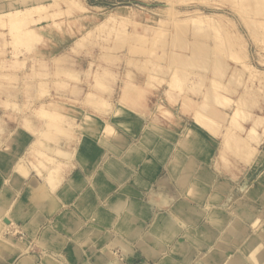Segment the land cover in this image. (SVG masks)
<instances>
[{
    "label": "rangeland",
    "instance_id": "rangeland-1",
    "mask_svg": "<svg viewBox=\"0 0 264 264\" xmlns=\"http://www.w3.org/2000/svg\"><path fill=\"white\" fill-rule=\"evenodd\" d=\"M7 3L12 4L7 5L5 2L0 1V12L9 10V8L25 9L30 5L21 0H8ZM44 3H47V1H44ZM74 3H76V7L73 10H69L64 4H60L59 6L48 5L45 8L35 10L27 19H24L23 22L25 24L20 28L21 30H17L18 32L16 33L19 35H15L16 37L28 33L27 30L29 29H31L30 31L33 30L40 33V39L29 43V45L32 44L30 47L25 41L21 40V37L20 42L13 43V36L8 33V29H10L8 26L10 24L2 25V22H0V73L7 74L4 77L0 76V139L6 138L10 129L21 126L19 125L20 119H29L32 122L31 126L35 127V130L44 128L48 130V135L39 136V139L43 141L42 146L57 145L61 149L71 152L76 140V132L80 130V124L72 127L70 130L71 136H64L52 128H48L35 108L37 109L40 105L47 108H55L60 111L58 114L61 117H68L66 114L68 111H65L57 102H66L68 104L79 102L96 111L103 110L102 112L104 110H112V105L116 101H119V96L115 92L117 89L115 88L116 81L123 79V74L125 76V73L128 71L130 73L126 84H133L132 87L136 89L135 91L132 88L135 91L132 90L133 94L135 93L134 95L141 93H139L137 87L146 90V92L143 91L141 93L145 96L141 100L145 99L147 95L149 97V104L146 103L143 106L144 110H137L139 113L136 111L143 119L139 117V119L131 120L132 117H128L129 115L126 113L125 108L130 107L131 104L124 106L125 113L120 109H117L114 113L113 111L112 113H105L109 117H106L107 120L104 123L106 124V128L102 126L101 129L108 132L103 133L109 141L107 146L108 150L112 153L109 157L118 152L114 144L128 143L126 139L124 142L112 140L114 139V133L108 125L110 124L114 128L115 120L113 119L119 115L127 119L120 125V129L124 131L126 136L132 137L136 141L133 143L139 145V147L142 146V142L144 143L145 141L146 143L148 138L158 143V130L163 129L162 127L164 126L173 130V133H171L173 134L171 136V144L168 143L172 146L174 138L178 136L174 132L178 134L181 132L183 122L177 118L170 122L160 119L161 114L170 103L171 112H174V115L171 114L172 120V117L177 114L176 109L179 106L177 103L183 102L182 104H184L183 97L188 96L187 100L190 98V102L187 108L189 109H186L191 112L192 116H196L192 117L194 122L197 123L199 121L197 125L205 130H209L205 127L208 126V123H211V125L209 124L210 128L213 124L217 126L218 122H221L217 114L212 115V117L216 115L219 118L218 120L214 117V123L211 118H207L210 116L208 114H210L209 112L214 106L219 108V110L222 109L223 114L225 112V117L219 114L220 117H223V121L219 122L220 124L218 125L219 127H216L218 129L216 131L220 133L218 135L215 134L216 131L213 130L215 126L210 129L212 130L210 133L217 136L218 142L220 141L219 143H221L220 153L218 154L216 150L211 157L213 161H216V165L219 168L215 167L213 170H219L220 172L235 171V175L238 176L239 174L241 175L242 167L245 165H258L256 162L252 163V160L258 152V148H264V0H75ZM82 5L85 6V12L78 10V6ZM195 12L199 16H204L196 24L189 19L191 16L196 15ZM111 13L125 16L129 19L124 30H120L119 26H117V32L111 31V22H106L102 26H99L100 21ZM159 17L163 18L162 23L158 22ZM208 17H213L214 20L209 22ZM4 19L0 20L3 21ZM136 19L139 21L137 22L139 23L137 26L130 22V20ZM157 26L161 27V29L158 34L153 36L152 28ZM24 29L27 32H24ZM133 34L148 35L149 37L147 40L141 41L128 36ZM61 35H63L62 38L65 40L63 44H61L62 40H60ZM83 36L85 37L81 43L75 45V41ZM37 44L42 49L48 48L49 51L51 48H54L56 51L53 54L56 55L53 58L48 57L45 60H40V56L35 58L36 53H33V49ZM18 59H21L22 66L11 67L10 63L14 60L19 61ZM240 61L252 66L254 65V68L251 69V72L247 71V69L244 70V67H241ZM35 69L39 70L40 73H34ZM40 70H44V72L46 70V72L41 73ZM170 75L176 77L171 76L175 79L172 81V83L174 82L173 89L166 82L167 79H171ZM185 75L187 76V80L186 83H183L180 78H183ZM197 79L202 81L200 82L201 87H198L197 91L195 89L192 91L187 88H185L187 90L184 89L183 86H186V84L191 85V81ZM137 80L140 83H133ZM180 82L185 85H181ZM176 85L177 88H175ZM178 85H181L179 88L183 90H180ZM215 85L221 86L222 90H220L222 92L219 90L221 92L220 95L224 93V95L226 94L225 97L237 99V107L234 105V102L230 103V108H222V105L218 106L219 103L215 102L222 101V96L218 98L217 90L215 89L219 86ZM164 89L168 93V98H170L168 99L169 103L164 101L165 99H161L163 98L161 97L163 96L161 92ZM86 91L94 92L96 95L94 100L97 101V106L95 102L93 104L89 101L90 97L86 98ZM117 91L120 92V90ZM204 91H210L212 92L211 94L216 93L213 94L216 101L211 102L213 99L210 98L214 97H210L211 94H206L207 92L203 97ZM80 92L82 94L78 101L73 96H78ZM67 93H70L71 96H68ZM104 93H107V95H104ZM204 100L207 101L206 106L204 105L205 112L203 113H208V116H205L208 120L204 119L208 122L207 125H205L206 123L203 120L202 112L196 114L200 110L198 108L195 109ZM121 101H124V99H121ZM156 103L159 105L158 108H155ZM146 106H149V110L146 109ZM233 107H236L235 109L241 107L239 109L241 112L235 110V115L237 114V117H235L239 125H236L234 121L235 117L231 119ZM42 108H38V110L43 113L51 111ZM193 110L197 111L193 113ZM147 111H149V115ZM237 112L240 113L239 116ZM199 114L201 115L198 117L197 115ZM230 114L229 119L231 122H229L231 125L229 122L227 123ZM85 116L87 119L88 115L86 114ZM89 121L90 119L87 122ZM126 122H129L130 125L125 124ZM202 122H204L205 126L201 124ZM90 123V125H93L94 122ZM178 123H181L182 126L180 127ZM143 126L146 128L143 129ZM239 126L244 127L242 129ZM109 129L111 132H109ZM244 129L245 132H243ZM163 131L165 132L166 130L164 129ZM31 133L35 136V133ZM137 133H140V136L136 137L135 134ZM195 133L196 131L193 132V135L188 134V136H184L181 144L185 147L196 145V143L191 144V139ZM186 141L191 142L186 144ZM162 144L160 141L158 146ZM24 147L30 151L31 144L29 143ZM25 148L24 151H26ZM165 149L167 150L164 153L168 156L167 152L171 147L165 145ZM159 150V153H156V157L161 161L164 153H162V147ZM24 158L22 162H29L28 160L36 162L35 158L30 155V152ZM56 158L60 162V171L63 172L64 164L62 163L69 162V158L63 156H57ZM260 159V163H263V152L260 153ZM172 170L176 172L178 165L177 167L173 166ZM44 173L43 171L42 174ZM187 173L190 176V172L187 171ZM159 175L162 176L161 173ZM253 176L251 175V177ZM179 184L181 186V183ZM254 188L257 189L255 190L257 193L259 185L255 184ZM221 192L222 190L218 193L220 197L223 195H221ZM239 193L241 194L239 195ZM243 193L244 189H235V191L229 192L230 197L228 199H232L233 197L232 201L234 203L235 200L237 201L238 196L242 197ZM216 199L214 198L210 202L212 205L209 210L213 206H216L217 200H221L222 198ZM228 199L224 200L223 207H220V209L228 207L231 211L235 212L232 203L228 202L226 206L225 202ZM213 201L216 204H213ZM241 203L244 205L247 203L250 213L256 215L255 217L260 216L259 214L262 215L263 223L259 225L260 228H256L261 230L263 234L264 215L259 211L264 208L262 198L261 200H242ZM237 207L243 211H248L246 206L245 209L240 206ZM254 218L252 217L250 220L252 221ZM242 227L243 231H247L250 228L253 229L245 220L242 223ZM4 228L0 230L2 238L5 236ZM250 233L254 235L255 231L251 230ZM13 234L16 238H20L21 236L17 231ZM6 235H9V232H6ZM262 240L264 241L263 237ZM17 242V244L14 243L16 247L21 241ZM10 243L13 244V242ZM227 243L229 242H225V244ZM22 252L26 251L22 249Z\"/></svg>",
    "mask_w": 264,
    "mask_h": 264
},
{
    "label": "crops",
    "instance_id": "crops-1",
    "mask_svg": "<svg viewBox=\"0 0 264 264\" xmlns=\"http://www.w3.org/2000/svg\"><path fill=\"white\" fill-rule=\"evenodd\" d=\"M62 37L63 35L60 36L61 44L65 42ZM55 51L54 48H51L50 51L48 48L42 49L39 44L33 49V53H36L35 58L40 56V60H45L48 57L53 58L56 55L53 54ZM126 83L124 74L123 79L116 81L115 88L117 89L115 92L119 96V101L112 105V110L102 112L103 110L96 111L79 102L76 104L57 102L65 111H68L66 114L69 118L80 124V130L76 132V140L73 146V150L76 151L79 159L65 162L66 164L63 163L64 169L61 172L60 187L55 192L43 178L37 176L32 170L27 177H21L19 174L10 177L11 164L16 158L12 151L15 149L24 150V146L32 141L33 134L31 130L21 126L9 130V132L15 133L13 136L14 144L8 146L11 150L7 149L6 145L0 147V206L10 207H8V210H11L8 211L9 214L7 213V215L11 217L17 229L19 228L17 233L19 235L22 233L20 238L26 239L29 246L26 252L16 255V246H11L14 251L7 252L5 246L2 250V243H0V264H225L229 257L231 261L228 264L245 262L246 258L238 246H234L232 243H227L226 247L216 246L214 239L202 241L201 234L207 225L214 228L216 233L218 232V229L208 220L209 214L211 215L213 212H221L228 221L230 217L235 219V215L230 208L220 209V207H223L224 200L230 197L229 192L244 188V195L237 198L241 208L244 209L248 204H242V200H261L262 198L264 202V162L260 163V153L264 148H258V152L252 160V163L256 162L258 165H245L242 167L241 175L236 176L235 171L220 172L219 170H213L215 167L219 169L216 161L211 158L216 150L218 154L220 153L218 137L197 125L192 119L191 112L184 109L182 102H175L179 106L176 109V116L172 117L171 120V114L174 115V112H171V105L168 101L170 98H168V93L164 89L161 92L163 96H160L163 97L161 99H165L164 101L169 103L167 105L169 109L166 107L160 119L170 122L177 118L183 122L181 132L179 134L174 132L178 136L174 138L173 148L170 145L173 130L169 127L166 128L163 125V129L158 130L157 144L154 140L151 141L148 138L146 143L145 141L142 142V146L139 147V145L133 143L136 141L132 137L126 136L124 131L120 129V125L127 119L120 115L116 116L113 119L115 120L113 140L124 142L126 139L128 143L114 144L115 149L118 151L115 154L118 162L114 166H124L128 169V173L125 176H109L106 170V159L112 153L108 150L107 143L109 141L101 129L107 120L106 117H109L105 113H112V111L114 113L117 109L125 113L124 106L131 104V108H125L128 117H132L131 120L139 119V117L143 119L137 110H144L143 106L149 101L147 95L145 99L141 100L145 97L141 93L146 92V90L139 87H137L139 93L141 92L139 95L132 93L129 98L124 97L123 90L126 89V85H130ZM133 83L138 84L140 82L137 80ZM117 90H120V92ZM67 94L71 96L70 93ZM81 94L82 92L73 97L79 101ZM104 95H107V93H104ZM121 99H124V101L120 102ZM157 104L155 108H158L159 105ZM148 107L146 106L147 110H149ZM174 108L176 107L174 106ZM147 112L149 115V111ZM86 114L88 115L87 119H90L89 122H87ZM148 115L146 116L148 117ZM21 121L22 119L19 120V122ZM90 122H94V126L90 125ZM125 124L130 125L129 122ZM178 124L180 127L182 126L181 123ZM164 129L166 134L163 131ZM193 130L197 132L196 145L185 147L181 144V141H183L184 136L193 135ZM135 135L138 137L140 133ZM141 136L143 135L141 134ZM160 141L163 144L158 146ZM165 145L173 149L168 150V156L164 153L167 150ZM160 147H162V153H164L161 161L156 157ZM157 150L158 152H156ZM177 165L178 170L174 172L172 167H177ZM187 171L190 172V178L183 188L180 186L178 178L179 174ZM160 173L162 176L159 175ZM218 173L220 174L217 175ZM232 173L233 175H231ZM251 175L254 176L251 177ZM255 184L259 185L257 193L255 192L257 189L254 188ZM220 185L224 186L226 191H222V199L217 200L218 198L212 196L219 195ZM32 186L35 187L34 189L37 188L36 186L41 187L35 194L44 193L42 200L36 201L33 199L34 190ZM156 193L173 195L175 201H186L199 208L204 207L206 203L210 204L214 198L217 200V204L214 203L216 200L213 201L216 206L207 211L209 214H206L194 226L169 225L168 220H170L174 211L170 205H157L154 202L158 198ZM113 200H124L126 204L115 213L112 209L110 211L108 207ZM247 210L243 212L248 219L256 216L250 213L249 207H247ZM259 211L264 215V208ZM245 221L248 222L247 219ZM245 225L247 226V224ZM91 230L95 233L91 241L88 242L85 239L80 240L78 238L83 232ZM247 231L251 232V228ZM188 233L194 236V240L188 239ZM7 236L11 238L13 243H18L19 238L11 234ZM70 241L78 243V255L77 252L71 249ZM177 243L186 244L190 252L183 254L180 251L173 250ZM19 244L18 247L22 249V244ZM22 246L25 247V244ZM110 252H114V254L111 255ZM26 258L28 259L26 260Z\"/></svg>",
    "mask_w": 264,
    "mask_h": 264
},
{
    "label": "bare ground",
    "instance_id": "bare-ground-1",
    "mask_svg": "<svg viewBox=\"0 0 264 264\" xmlns=\"http://www.w3.org/2000/svg\"><path fill=\"white\" fill-rule=\"evenodd\" d=\"M0 1H3V2H5L7 5L8 4H12V3H7L8 2V0H0ZM22 2H27V3H29L30 5L28 6V7H26L25 9H21V8H15V9H11V8H9V10H6V11H4V12H0V19H2V18H5L3 21H1L0 20V22H2L1 24L2 25H4V24H10L8 27L10 28V29H8L9 30V34L11 35V36H13V43H18V41L20 40V37H21V40H23V41H25V43L26 44H28L29 45V43H31V42H34L35 40H37V39H40V33H37V32H35V31H30L31 29H29V30H27L28 31V33H24V34H21L20 32V36H15V35H19V34H17L16 32H18L17 30L18 29H20L24 24H25V22H23L24 21V19H27V17H29L30 16V14H32L35 10H37V9H40V8H45V7H47L48 5H50V6H56V5H60V4H64L69 10H73V9H75V4L76 3H74V1L75 0H21ZM44 1H47V3H44ZM84 9H85V6H78V10H81L82 12H85L84 11ZM87 10V9H86ZM171 10V9H170ZM193 13V12H192ZM196 13V12H195ZM202 13V12H201ZM191 15V14H190ZM6 17H8V18H6ZM204 16H199V14H197L196 13V15H193V16H191L189 19L191 20V22H193L194 24H196V22L197 21H199V19L200 18H203ZM215 17V16H214ZM12 18V19H11ZM34 18V17H33ZM209 18V22H212L214 19H213V17H208ZM36 20V19H35ZM162 20H163V18H160L159 17V19H158V22L159 23H162ZM26 21V20H25ZM129 21V19L128 18H126L125 16H121V15H118V14H115V13H111V14H109L105 19H103L102 21H100V23H99V26H102L103 24H105L106 22L108 23V22H111L112 23V27H111V31H113V32H117L116 31V28H117V26H119L118 28L121 30H124L125 29V27H126V23ZM130 22L133 24V25H135V26H137V25H139V23H137V22H139L137 19L136 20H133V21H131L130 20ZM200 22V21H199ZM215 22V21H214ZM193 24V25H194ZM214 24V23H213ZM204 25V24H203ZM4 27V26H3ZM19 27V28H18ZM7 28V27H6ZM34 29V28H33ZM161 29V27H153L152 28V30H153V33H152V35L153 36H155L156 34H158V32H159V30ZM21 30V29H20ZM27 31H25V29H24V32H27ZM119 31V30H118ZM117 35V34H116ZM128 36H131V37H134V38H136V39H138V40H141V41H145V40H147L148 39V35H142V34H133V35H128ZM84 37L85 36H83V37H81V38H78L76 41H75V45H79L80 43H81V41L84 39ZM135 39V40H136ZM20 42V41H19ZM34 44V43H33ZM30 45H32V44H30ZM30 45H29V47H30ZM8 48V47H7ZM221 50V49H220ZM167 56V55H166ZM19 61H16V60H14V61H12L11 63H10V66L11 67H18V66H22V62H20L21 61V59H18ZM240 64L242 65L241 67H244L243 69L244 70H246L247 69V71H249V72H251V69H253L254 67V65L252 66V65H250V64H247V63H243V62H241L240 61ZM36 70V69H35ZM47 70V69H46ZM46 70H45V72H46ZM41 71V73H45L44 72V70H40ZM173 71H174V68H173ZM177 71V70H176ZM70 72V71H69ZM100 72V71H99ZM34 73H40L39 72V70H36ZM70 73H73V72H70ZM129 73L130 72H126L125 73V81H127V79H129ZM74 74V73H73ZM174 74V73H173ZM181 74H183V73H181ZM68 75H71V74H68ZM75 75V74H74ZM0 76H2V77H4V76H7V74L6 73H0ZM99 76V75H98ZM155 76V75H154ZM172 75H170V78L171 79H167L166 80V82L168 83V84H170L171 85V89H173L172 88V86H173V84H174V82L172 83V81H174L175 79L174 78H176V77H174V76H172V77H174V78H172L171 77ZM76 77H77V75H76ZM187 76L185 75L183 78H180L182 81H183V83L185 82L186 83V80H187V78H186ZM37 78V77H36ZM97 78H99V77H97ZM179 79V78H178ZM5 80V79H4ZM190 80V79H189ZM200 82H202L200 79H197V80H194V81H191V85H189V84H186V86H183L184 87V89L185 88H187V89H190L191 91L193 90V89H195L196 91H197V88L199 87H201L200 85ZM36 83H37V81H36ZM97 83V82H96ZM181 83V82H180ZM179 83V84H180ZM33 84V83H32ZM181 85H185V84H182L181 83ZM180 85V86H181ZM89 86V85H88ZM133 85H126L125 87H126V89H124L123 90V95H124V97H128L129 98V96L133 93V89L135 88H133L132 87ZM179 85H178V88L180 87ZM215 86H219V85H215ZM37 87V86H36ZM103 87V86H102ZM30 88V87H29ZM133 88V89H132ZM175 88H177V85H176V87ZM198 88V89H199ZM214 88V87H213ZM216 88V87H215ZM89 89V88H88ZM180 89V88H179ZM187 89H185V90H187ZM221 86H219L218 88H216L215 90H217L216 92H217V96H218V98H221V96H222V101L220 100V101H217V102H215V103H219L218 104V106L219 105H222V108H230V103L232 102H234L235 104V106H236V102H238L237 101V99H231L230 97H225L226 96V94L224 95V93H223V95H220L221 94ZM133 90V91H132ZM180 90H183L182 88L180 89ZM184 90V91H185ZM221 92H220V91ZM84 91V90H83ZM135 91H136V89H135ZM212 91V90H211ZM220 93H219V92ZM194 92V91H193ZM207 92V91H206ZM205 91L203 92V97H204V94L206 93ZM215 92V91H214ZM202 93V92H201ZM211 94L212 92H207L206 94ZM226 93V92H225ZM230 93H231V91H230ZM85 94H87L86 96V98H91L89 101L91 102V103H93L94 104V102H95V104H96V106H97V101H95L94 100V98L96 97V95L94 94V92H92V91H86V93ZM213 94H216V93H213ZM213 94H211L210 95V97H214L215 95H213ZM219 94V95H218ZM43 95V94H42ZM230 95V94H229ZM38 96H39V94H38ZM104 97V96H103ZM186 97V96H185ZM185 97H183L184 98V104H182L183 106H184V109H186L187 107H188V104H189V102H190V98L187 100V97H186V99H185ZM31 98V97H30ZM37 98V97H36ZM28 99H29V97H28ZM210 99H213V100H211V102H214V101H216V100H214L215 99V97L214 98H210ZM217 99V98H216ZM24 100V99H23ZM187 101V102H186ZM102 103V102H101ZM175 103V102H174ZM183 103V102H182ZM214 103V104H215ZM206 104H207V101H203V103L202 104H199L198 106H196L195 107V109L196 108H198L199 110H200V112L198 111V112H196L195 110H193L192 112L194 113V111L196 112V114H198V113H201L202 115H203V120L204 119H206V120H208L207 118H211L212 120H213V118L214 117H216V115L214 116V117H212V115L213 114H217V116L220 118V120H221V122L223 121L222 120V118L223 117H220L219 116V114H222L224 117H225V112H224V114H223V111H222V109L221 110H219V108H217L216 106H214L213 107V109H211L210 110V114H208V115H210L209 117H207L208 115L205 113V114H203L204 112H205V107H204V105L206 106ZM239 105V104H238ZM22 106H24V105H22ZM93 106V105H92ZM95 106V105H94ZM224 106V107H223ZM46 108V109H48V110H51L50 112H45V113H43V112H41L40 110H38V108ZM221 107V106H220ZM237 107V106H236ZM236 107H233V111H231V113H232V116H231V114L229 115V117H228V119L230 118V116H231V119H233L235 116L237 117V114L235 115V112L236 111H240L239 109L241 108H237V109H235ZM37 109L35 108V110L41 115V117L40 118H42L43 120H44V124H46V126L48 127V128H52L53 130H55L56 132H58V133H60V134H62V135H64V136H67V137H69V136H71L70 135V133H71V129H72V127L74 126L75 127V125L77 124V125H79L78 123H76L73 119H71V118H69V117H61L59 114H58V112H60V111H58L57 109H55V108H47V107H45V106H43V105H40V107H38ZM42 108V109H43ZM187 109H189V108H187ZM186 109V110H187ZM194 109V108H193ZM191 110H192V108H191ZM236 110V111H235ZM30 111V110H29ZM228 111V110H227ZM8 112V111H7ZM190 112V111H189ZM241 112V111H240ZM242 112H243V109H242ZM12 113V112H11ZM238 113V112H237ZM24 114V113H23ZM201 114H199V115H197L198 117L201 115ZM239 114L240 113H238V116H239ZM16 115V114H15ZM207 115V116H206ZM221 115V116H222ZM242 115H244V114H242ZM195 116V115H194ZM194 116H192L193 118H194ZM205 116L207 117V118H205ZM16 117V116H15ZM196 117V116H195ZM197 117V118H198ZM218 117H216L215 119H218L219 120V118ZM235 117V119H234V121L236 122V125L238 124L239 125V123H237V118ZM241 118V117H240ZM200 119H201V117H200ZM200 119H198V120H200ZM211 119H209L210 121H211ZM242 119H244V118H242ZM195 120H197V119H195ZM1 121V120H0ZM194 121V120H193ZM205 121V120H204ZM230 121V119L227 121V123ZM240 121V120H239ZM199 121H197V123H198ZM201 122V121H200ZM215 122H216V120H215ZM220 122V121H219ZM218 122V125L221 123H219ZM231 122V121H230ZM229 122V123H230ZM235 122H233V123H235ZM196 123V124H197ZM204 122H202L201 124H203ZM205 125H207V121H205ZM213 123H214V120H213ZM212 123V124H213ZM226 123V124H227ZM7 124V123H6ZM31 124H32V122H31V120H29V119H23L21 122H19V125H21V127L22 128H27L28 130H31L33 133H35V136L33 135V139H32V141L30 142V144H31V148H30V151L28 150V149H26V151H24V150H19V149H15L14 151H12V152H14V154L16 155V158H15V160L13 161V164H11L12 165V167H11V171H10V173H9V175H10V177H15V175H17V174H19L21 177H27V176H29V174H30V172H31V170L32 171H34L35 172V174L37 175V176H40L41 178H43V180L48 184V186L53 190V192H55L56 190H57V188H59L60 187V183H61V179H62V174H61V172L62 171H60V162H59V160H57V156H63V157H66V158H69V161H71V160H74V159H79V156H78V154L76 153V151L75 150H73V151H71V152H67L66 150H63V149H61L60 147H58L57 145H55V146H50V145H47V146H42V142L43 141H41L40 139H39V136L40 135H44V136H46V135H48V130H46L45 128L44 129H34V127H32L31 126ZM200 124V123H199ZM211 125V123H208V126H205L204 124V126L207 128V129H212L213 128V126H215V128L216 127H219L218 125L216 126V125H212L210 128H209V126ZM225 124V125H226ZM203 125H201V126H203ZM230 125H231V123H230ZM235 125V124H234ZM240 125H241V122H240ZM102 126H104L105 128H106V124H104V125H102ZM256 126V125H255ZM40 127V126H39ZM45 127V126H44ZM108 127L109 128H112L111 130H113V133L115 132L114 131V128H113V126L112 125H108ZM107 127V128H108ZM204 127V128H205ZM221 127V126H220ZM225 127V126H224ZM233 127V126H232ZM240 127V126H239ZM244 127V126H243ZM243 127L241 126L240 128H242L243 129ZM105 128H103V129H105ZM215 128H213V130L214 131H216V130H218L217 128L215 129ZM236 129H237V127H236ZM110 130V129H109ZM108 130V131H109ZM111 130L109 131V132H111ZM208 130V131H209ZM235 131V130H234ZM236 131H241V130H236ZM103 132H106V130H104ZM193 132H195V130H193ZM209 132H212V130H210ZM217 132V133H216ZM215 132V134H219L220 132H218V131H216ZM243 132H245V129L243 130ZM1 133V132H0ZM101 133V132H100ZM106 133H108V132H106ZM14 132H8V134H7V136H6V138H4V139H0V145L1 146H4V145H6L7 147L9 146V145H13L14 144V140H13V136H14ZM242 134V133H241ZM240 134V135H241ZM31 135V134H30ZM221 135V134H220ZM243 135V134H242ZM220 137V136H219ZM235 137V136H234ZM50 138V137H49ZM114 138V137H113ZM83 139V138H82ZM196 139H197V132L195 133V135L193 136V138L191 139V141H186L185 143L187 144V143H190L191 142V144H194V143H196ZM245 139V138H244ZM5 140V141H4ZM113 140V139H112ZM246 140V139H245ZM83 143V142H82ZM81 143V144H82ZM250 143V142H249ZM221 144V143H220ZM253 145V144H252ZM81 146V145H80ZM256 147V146H255ZM25 148V147H24ZM28 148V147H27ZM7 149H9V147L7 148ZM9 150H11V149H9ZM77 150V149H76ZM80 150V149H79ZM225 150V149H224ZM81 151V150H80ZM29 152H30V155L31 156H33L34 158H35V160H36V162H32L31 160H28L29 162H26V161H24V162H22V160H23V158L25 157V155H27V154H29ZM263 153H264V151H262ZM254 153V152H253ZM238 154V153H237ZM2 155V154H1ZM83 155V154H82ZM85 157V156H84ZM81 158V157H80ZM86 158V157H85ZM25 159V158H24ZM82 160V159H81ZM261 160V159H260ZM99 162V161H98ZM116 162H118L117 160H116V158H115V155H112L111 157H107V159H106V166H107V174L109 175V176H112V177H117V176H125V175H127L126 173H128V169L127 168H125L124 166H121V165H116V166H114L115 164H116ZM143 162V161H142ZM63 164V163H62ZM65 164V163H64ZM89 164V163H88ZM73 166V165H72ZM156 166V165H155ZM154 166V167H155ZM204 166V165H203ZM210 166V165H209ZM3 167V166H2ZM144 167V166H143ZM99 168V167H98ZM152 170V169H151ZM45 172L44 174H42V172ZM103 171V170H102ZM79 172V171H78ZM75 173V172H74ZM85 173V172H84ZM93 173V172H92ZM32 174V173H31ZM105 174V173H104ZM106 174V175H107ZM134 174V173H133ZM213 174V173H212ZM211 174V175H212ZM215 174V173H214ZM217 175H219V174H217ZM32 177V176H31ZM137 177V176H136ZM189 173H187V172H185V173H182V174H180L179 175V183H181V187H184L185 185H187V183H188V181H189ZM38 178V177H37ZM129 178V177H128ZM5 179H7V178H5ZM15 179V178H14ZM77 179V178H76ZM127 179V178H126ZM3 180V179H2ZM42 180V179H41ZM88 180V179H87ZM109 180V179H108ZM114 180V179H113ZM217 180V179H216ZM111 181V180H110ZM121 181V180H120ZM15 182V181H14ZM87 182H89V181H87ZM116 182V181H115ZM203 182V181H202ZM5 183V182H4ZM26 183V182H25ZM80 183H82V182H80ZM79 183V184H80ZM120 183V182H119ZM11 185V184H10ZM27 185V184H26ZM218 185V184H217ZM212 186V185H211ZM233 186V185H232ZM13 187V186H12ZM37 188L36 189H34L35 187L34 186H32V189L34 190V196H33V199L34 200H36V201H39V200H42V195H44V193L43 194H41V193H39V194H35V192L36 191H38V190H40V186L38 187V186H36ZM14 189H15V187H14ZM71 189V188H70ZM244 189V188H243ZM245 189H246V187H245ZM49 190V189H48ZM211 190V189H210ZM219 190H222V191H226V189H225V187L224 186H219ZM6 192V191H5ZM241 192V191H240ZM83 193V192H82ZM111 194V193H110ZM241 193H239V195H240ZM16 195V194H15ZM182 195V194H181ZM209 195V194H208ZM244 195V194H243ZM156 196H158V198H156V200L154 201L157 205H170L171 206V208L173 209V213H172V215H171V218H170V220H168V223H169V225H182V226H194L195 224H197L200 220H201V218H203V217H205L206 216V214L208 215L209 213H207V211H209V209L211 208L210 207V204H205L204 205V207H196V206H193V205H191V204H189L188 202H186V201H179V202H177V201H175V197L173 196V195H168V194H166V193H156ZM8 197V196H7ZM212 197H216V198H218V199H221V197L219 196V195H213ZM232 197V196H231ZM32 199V198H31ZM57 199V198H56ZM73 199V198H72ZM232 199H233V197H232ZM232 199H228L226 202H225V204H226V206L228 205V202H230V203H232L233 204V209L235 210V212H232L234 215H235V219H230L229 221L227 220V218L225 217V215L224 214H222V213H218V212H213V213H211V215L209 214V216H208V220H210V223L211 224H213V226H215L217 229H218V232L216 233L215 231H214V228H212V227H210V226H208L207 225V227L206 228H204L203 229V233L201 234V237H202V241H209V240H211V239H214L215 241H216V246H220L221 245V247H226V244H225V242H229V243H232V244H234V246H238L239 248H240V250L243 252V255L245 256V258H246V260H245V262H247L248 264L250 263V264H264V241L262 240V237L264 238V232H263V234H262V231L261 230H259V229H257L256 227H259V225L261 224V223H263L262 222V215L261 214H259L260 216H257V217H255L252 221L250 220V219H248L247 218V216L244 214V212H243V210H241V209H238V207L237 206H240L241 207V205H240V203L238 202V201H236L235 200V202L233 203V201H232ZM58 200V199H57ZM210 200V199H209ZM32 201V200H31ZM35 201V202H36ZM59 201V200H58ZM47 202V201H46ZM1 203V202H0ZM13 203V202H12ZM60 203V202H59ZM191 203V202H190ZM10 204V203H9ZM125 204H126V202L124 201V200H113V202H111L109 205H108V207L110 208V211H111V209L112 210H114L115 211V213H116V211L118 210V209H120V208H122L123 206H125ZM13 205V204H12ZM47 205H48V203H47ZM154 205V204H153ZM14 206V205H13ZM198 206V205H197ZM9 207V206H8ZM8 207H6V208H4L3 206H0V230L3 228V227H5L4 228V230L3 231H5L4 232V238H2V236H0V243H2V248H3V246H5V248H6V250L5 251H7V252H9L10 250L12 251H14V249L11 247V246H15L14 245V243L12 244V243H10V242H12V240H11V238H8V236L6 235V231H8L9 232V234H11V235H14L13 233H15L16 231H17V226H16V224L13 222V220L11 219V217H9V215H7V213H8V211L9 210H11V209H9L8 210ZM30 207V206H29ZM62 207V206H61ZM148 207V206H147ZM10 208V207H9ZM53 208V207H52ZM153 208V207H152ZM27 209V208H26ZM66 209V208H65ZM153 210V209H152ZM129 212V211H128ZM73 213V212H72ZM109 213V212H108ZM231 213V212H230ZM9 214V213H8ZM146 214V213H145ZM36 215V214H35ZM38 215V214H37ZM59 215V214H58ZM113 215V214H112ZM121 216V215H120ZM117 217V216H116ZM264 217V216H263ZM94 219V218H93ZM248 220V222H249V226L250 227H253V229H251V230H254L255 231V234L253 235V234H251L250 233V231H247V232H244L243 231V229H242V223H243V221L244 220ZM55 220H56V218H55ZM88 220V219H87ZM58 221V220H57ZM113 222V221H112ZM89 223V222H88ZM92 223V222H91ZM27 224V223H26ZM55 224V223H54ZM63 224V223H62ZM149 224V223H148ZM210 224V225H211ZM251 224V225H250ZM25 225V224H24ZM87 225V224H86ZM113 226V225H112ZM212 226V225H211ZM221 227H223L222 229H221ZM147 228V227H146ZM260 228V227H259ZM19 229V228H18ZM102 229V228H101ZM103 229H105V228H103ZM119 229V228H118ZM201 229V228H200ZM216 230V229H215ZM174 231V230H173ZM1 232V231H0ZM19 232V231H18ZM23 232V231H22ZM110 233V232H109ZM117 233V232H116ZM22 234V233H21ZM95 235V233L94 232H92V230L91 231H86V232H83L81 235H79L78 236V238L80 239V240H83V239H85L86 241H91L92 240V238H93V236ZM13 237V236H12ZM21 237V236H20ZM188 239L190 240H194V236L192 235V234H190V233H188ZM141 239V238H140ZM19 240L21 241L20 243L23 245V244H25V247L24 246H22L21 245V247H22V249H24V251H27L28 250V248H27V246H29L28 244V241H26V239L24 240V238H19ZM18 240V241H19ZM33 240V239H32ZM156 241H157V239H156ZM160 241V240H159ZM263 241V242H262ZM23 242V243H22ZM71 242V249L74 251V252H77V255H78V253H79V245H78V243H76V242H74V241H70ZM34 243H35V241H34ZM164 243V242H163ZM61 244V243H60ZM155 244V243H154ZM20 245V244H19ZM18 245V246H19ZM111 245H113V244H111ZM140 245H142V244H140ZM151 245H153V244H151ZM212 245V244H211ZM15 247L16 249V251H15V253H17L16 255H20L19 253H21V251H22V249H20V247ZM129 246V245H128ZM131 246V245H130ZM142 246H146V245H142ZM173 246H175L174 244H173ZM117 247V246H116ZM212 247V246H211ZM19 248V249H18ZM134 248V247H133ZM9 249V250H8ZM45 249V248H44ZM56 249V248H55ZM120 249V248H119ZM235 249V248H234ZM2 250H4V248L2 249ZM40 250V249H39ZM173 250H176V251H180V252H182L183 254H186V253H188V252H190V251H188V248L186 247V244H184V243H182V244H180V243H177V246H175V248L173 249ZM58 251V250H57ZM56 251V252H57ZM172 252V251H171ZM201 252V251H200ZM208 252V251H207ZM151 253H152V251H151ZM7 254V253H6ZM58 254V253H57ZM110 254L111 255H113L114 254V252H110ZM30 255V254H29ZM118 255V254H117ZM201 255V254H200ZM26 256V255H25ZM121 256V255H120ZM226 256V255H225ZM27 257V256H26ZM198 257V256H197ZM229 257V256H228ZM237 257V256H236ZM29 258V257H28ZM28 258H26V260L28 259ZM180 258V257H179ZM173 259V258H172ZM30 260V259H29ZM178 260V259H177ZM209 261H210V259H209ZM231 261V259H230V257H229V259L227 260V262L225 263V264H228L229 262ZM242 261V260H241ZM57 262V261H56ZM245 262H239L238 264H247V263H245ZM29 263V262H28ZM60 263V262H59Z\"/></svg>",
    "mask_w": 264,
    "mask_h": 264
}]
</instances>
